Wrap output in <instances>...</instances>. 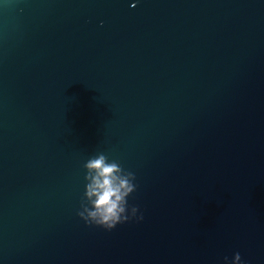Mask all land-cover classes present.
<instances>
[{
	"label": "water",
	"instance_id": "1",
	"mask_svg": "<svg viewBox=\"0 0 264 264\" xmlns=\"http://www.w3.org/2000/svg\"><path fill=\"white\" fill-rule=\"evenodd\" d=\"M143 219L77 215L87 160ZM264 264V0H0V264Z\"/></svg>",
	"mask_w": 264,
	"mask_h": 264
},
{
	"label": "clouds",
	"instance_id": "2",
	"mask_svg": "<svg viewBox=\"0 0 264 264\" xmlns=\"http://www.w3.org/2000/svg\"><path fill=\"white\" fill-rule=\"evenodd\" d=\"M88 170L85 185V197L88 205L78 211L86 224L99 225L106 230L116 224L135 218L143 219L138 213V207L127 205V196L134 191L133 174L124 172L118 163L109 161L103 154H99L84 164ZM225 264H244L239 252L233 254L231 260L224 257Z\"/></svg>",
	"mask_w": 264,
	"mask_h": 264
}]
</instances>
